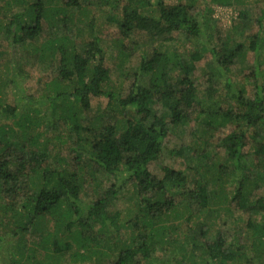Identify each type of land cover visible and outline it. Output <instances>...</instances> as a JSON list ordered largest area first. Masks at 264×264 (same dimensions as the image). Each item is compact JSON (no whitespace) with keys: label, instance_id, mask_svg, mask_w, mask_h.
Wrapping results in <instances>:
<instances>
[{"label":"trees","instance_id":"1","mask_svg":"<svg viewBox=\"0 0 264 264\" xmlns=\"http://www.w3.org/2000/svg\"><path fill=\"white\" fill-rule=\"evenodd\" d=\"M194 1H0V38L31 47L50 70L36 94L23 86L19 62L0 79V264H264V0L237 1L225 33L214 28L213 1ZM177 32L191 43L183 53L155 45ZM112 52L119 62L140 57L125 91L111 81ZM248 52L253 62L237 87L228 75ZM205 55L209 70L198 77ZM218 79L228 101L206 109L201 86L219 96ZM8 91L12 101L1 103ZM104 97L108 111L94 121L79 115ZM193 122L191 136L203 124L216 132L224 160L210 158L203 141L197 164L162 165L171 128ZM65 125L76 136L68 154L59 147L68 141ZM253 184L263 195L251 201ZM121 201L129 205L119 209ZM217 203L226 206L211 207ZM246 213L247 228L236 235L213 228L217 214Z\"/></svg>","mask_w":264,"mask_h":264},{"label":"rangeland","instance_id":"2","mask_svg":"<svg viewBox=\"0 0 264 264\" xmlns=\"http://www.w3.org/2000/svg\"><path fill=\"white\" fill-rule=\"evenodd\" d=\"M1 2H4V0H0ZM154 3L157 2V0H152ZM212 2V7H213V18L216 20L214 22V28H218L221 33H225L231 26L233 21L238 17V10L235 8V4H237V1H245L252 3L251 0H230L233 4L231 5H223L216 3L214 0H195L193 3L198 6L205 5L206 2ZM0 2V3H1ZM54 4V3H53ZM55 5V4H54ZM252 5V4H251ZM50 6V5H49ZM48 6V7H49ZM14 12L21 11V6L17 7L14 4ZM6 7H1L0 12L5 11ZM96 13V11H95ZM101 16V14H100ZM59 18V17H57ZM52 19V18H51ZM102 20L103 17H100ZM45 26L47 27L46 23ZM49 30L50 28L47 27ZM61 31V30H60ZM62 32V31H61ZM85 33L80 35L79 37L81 39H84ZM228 35V34H226ZM226 35L223 39L225 41ZM171 40H162L161 42L157 41L155 45L161 47L163 46L165 49L169 48V51L173 50H178L179 53H183L186 48H188L191 43L189 41H186V36L180 34V33H171ZM220 42L219 45H221ZM153 43L150 42L147 44H144L142 46L143 49H149L151 48ZM232 43L228 45H231ZM30 47V45H28ZM30 49L33 51V49L30 47ZM29 50L27 45H15L14 47H11L10 44L8 43L7 40H4V38H0V79L3 77L5 79L7 75L9 74L7 66L10 67V64L13 66L16 64V62H19L21 65L24 66L26 69V73H24L21 77L22 80L24 81L25 84H23L24 87H26L27 93L31 94L34 93L36 94L37 91H42V86L44 84V80H47L48 78L46 77L47 74L49 73L48 69V64L42 63L41 61H37V58L33 57V52ZM140 51L138 53L140 54ZM135 53L133 57L130 59H126L125 62H119V60L115 59V54L116 52H112L110 54V61H109V68H110V78L113 84L115 85H122L124 87V91L126 87L132 82L133 78L131 79H126L129 75L128 73L133 72L137 69V65L139 62V54ZM253 57L254 54L252 52H248L247 56L241 61V62H236L235 66L229 72L228 79H230V82L234 84L237 87L243 86L246 82L245 78V71L246 68L249 66L250 63L253 62ZM118 59V57H117ZM209 60H210V55H205L201 60H199L196 65H197V72L196 75L198 77H202L204 73H206L209 70ZM17 66V65H16ZM219 78V77H217ZM226 79V78H225ZM43 81V82H42ZM147 84V83H145ZM208 83H205L201 86L199 96L204 104V107L206 109H211L214 107L215 104L221 105L225 101H228V95L226 90V82L225 80H217L216 84L219 86L223 92L219 96H216L212 93V91H209L207 87ZM122 88V87H120ZM10 91H8V97L5 98L4 100L1 101V103L5 102L7 99L8 101L10 100L9 96ZM122 94V93H121ZM99 106L95 105L93 106L92 110L90 112H86L85 114H79L81 117L86 116L88 121H94L97 116L101 114V110H109L110 105H108L107 98H102L99 100ZM82 119V118H81ZM109 119H107L108 121ZM69 125H73L71 123H68ZM63 126V128L68 129V141L67 144L63 146H59L60 152L64 154L69 153V146L70 144L75 140V131L74 129H71V126ZM194 122L187 127H175L174 129L171 128L170 131V136L169 139L165 143L164 151H163V159L161 160V164L172 166L176 168L177 170H184L187 167L191 166L192 164H197V159L194 158V155L196 153V145H200L203 141L205 142L204 144V151L208 153L210 158H216L217 160H224V155H222L223 151L221 150L218 154V150L216 148V132H207L206 128L208 127L207 125L203 124L200 129L196 132L194 136L190 135V129L194 127ZM196 127V126H195ZM231 128V126L228 124L224 128H222V133H226L227 131ZM51 133H53L52 129L50 128ZM71 131V132H70ZM221 132V131H220ZM225 134V135H226ZM50 150L52 149V145H50ZM200 149V148H199ZM58 150V149H57ZM245 152H247L245 150ZM252 154V150L248 149V153ZM243 162H246L248 166H245V168L250 167L252 164V159L251 157L248 156ZM204 163V162H203ZM156 170V166H155ZM156 172H160V168L156 170ZM253 175L254 174H250ZM234 176L232 174H229L228 177L224 178L226 182H224V187H225V194L227 196H230L232 193V189L234 188ZM105 179V178H104ZM254 190L252 189V194L249 196L250 200H255L261 195H263V188H255V184H253ZM256 189V190H255ZM129 204L126 201H121L117 207L119 209H125ZM226 204L224 203H217L215 205H212L211 207L215 209H220L222 207H225ZM212 210V209H211ZM182 211V209H181ZM182 216L183 214L180 213ZM243 218H241L238 214L234 215H225V214H217L215 220L213 221L215 229H221V232L227 236V234L231 233L232 235H236V231L240 229V226L243 228V230H246L247 226V221L249 219L248 213L242 215ZM210 218V217H209ZM206 220V217H202L200 220ZM238 224V225H237ZM181 225V223H180ZM185 230L186 224L183 223L181 225ZM2 233V231H0ZM187 236L190 235L189 231L186 232ZM38 236V235H37ZM36 236V237H37ZM184 241V240H183ZM9 242V241H8ZM188 242V241H187ZM189 244V242H188ZM13 244H7L4 246V250L6 251V254H11L12 251H14V248H11ZM7 248V249H6ZM60 264H73L71 263L70 259L64 258L63 261ZM105 264V262H104Z\"/></svg>","mask_w":264,"mask_h":264}]
</instances>
